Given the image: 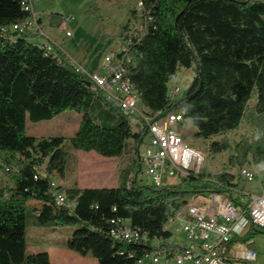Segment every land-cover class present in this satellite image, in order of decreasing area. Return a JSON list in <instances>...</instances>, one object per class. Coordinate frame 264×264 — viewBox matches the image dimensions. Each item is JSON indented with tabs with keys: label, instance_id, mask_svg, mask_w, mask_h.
I'll list each match as a JSON object with an SVG mask.
<instances>
[{
	"label": "trees",
	"instance_id": "1",
	"mask_svg": "<svg viewBox=\"0 0 264 264\" xmlns=\"http://www.w3.org/2000/svg\"><path fill=\"white\" fill-rule=\"evenodd\" d=\"M26 1L0 0V28L29 18L21 5ZM137 1L154 17L148 33L127 54L130 61L124 64L142 108L153 113H182L185 120H192L195 139L210 140L211 155L231 154L230 167L245 165L249 157L256 166L261 165L264 0ZM100 11V5L95 4L85 16H97ZM127 28L128 22L117 37L124 36ZM14 35L13 41L0 32V166L14 183L10 188L0 187V264H52L47 252L28 254L26 227L31 202L40 204L33 208L38 227H78L64 245L66 249L91 256L98 264H135L128 253L143 256L150 253V245L113 239L110 228L121 219L129 220L151 238H167L170 235L163 229L173 211L200 194L239 186L224 168L216 176L190 177L172 188L142 185L136 176L130 185L116 188H54L52 170L43 175L38 171L42 162L33 153L36 138L26 133L28 120L39 123L66 111L75 112L81 121L74 147L105 158H121L130 139L138 156L144 132L134 133L133 117L106 102L93 79L59 48L53 47L49 53L31 43L27 35ZM180 67L193 69L195 76L182 98L172 100L169 84ZM96 99L119 113L116 127H103L90 116L88 110ZM243 124L253 129V134L241 136L239 141L229 138ZM132 170L138 174L139 162ZM57 193L73 205H57ZM257 235H264V227L251 224L232 244H247L255 251L253 239Z\"/></svg>",
	"mask_w": 264,
	"mask_h": 264
},
{
	"label": "built area",
	"instance_id": "2",
	"mask_svg": "<svg viewBox=\"0 0 264 264\" xmlns=\"http://www.w3.org/2000/svg\"><path fill=\"white\" fill-rule=\"evenodd\" d=\"M21 5L29 10V18L19 27L0 28V32L13 37V41L15 33L27 35L34 32L46 37L38 24L33 1L27 0ZM72 19L66 16L60 23V29L69 38L73 36L69 29ZM153 22L150 10L143 2L137 1L125 35L116 40L114 50L103 55L101 72L92 79L94 87L100 89L112 105L133 118H139L144 132L141 142L144 144L143 153L138 150L140 166L146 167L153 186L168 188L163 186L164 176L173 181L172 187L181 186L190 177L203 176L206 156L197 148L195 141L182 135L181 126L185 121L182 113H153L139 108L140 98H133V92L121 76L122 63H127L126 55L142 42ZM40 47L49 53L53 51L49 41L40 44ZM176 98L178 93L172 88V100ZM205 179L214 181L212 177ZM256 181H259L257 185ZM238 182V187L229 186L221 193L200 194L186 206L173 211L163 229L170 235L167 238H151L147 232L133 227L125 219H121V227H111L110 232L117 233L121 238H136V244L150 245V253L143 256L128 253L129 258H135V264L256 262L257 253L250 250L247 244L232 242L242 237L251 224L264 227V162L257 167L239 168L233 184ZM53 187L57 188L54 182ZM55 202L59 206L73 205L64 194L59 193L55 195Z\"/></svg>",
	"mask_w": 264,
	"mask_h": 264
},
{
	"label": "rangeland",
	"instance_id": "3",
	"mask_svg": "<svg viewBox=\"0 0 264 264\" xmlns=\"http://www.w3.org/2000/svg\"><path fill=\"white\" fill-rule=\"evenodd\" d=\"M37 13L42 17L44 31H59L60 21L63 17H73L70 23L71 28L79 25L84 29L85 36L83 43L78 47L79 55L83 57L88 53L87 45L95 40L97 32L94 24L95 16H85L87 10L93 5H100V14L103 13L105 19V35L109 46L116 43L117 36L122 25L127 23L132 16L130 11H134L137 7V0H33ZM130 16V17H129ZM62 17V18H61ZM43 31V32H44ZM45 33V32H44ZM64 36L66 35L63 33ZM46 35V33H45ZM101 43V42H100ZM99 43V45H100ZM111 48V47H110ZM71 55V54H70ZM74 59V56H72ZM95 52L85 55V62L90 65H96ZM75 60V59H74ZM76 61V60H75ZM195 76L193 69L178 68L175 78L170 82L169 87L178 93L181 99L184 92L188 89L190 83ZM139 108H142L141 104ZM90 116L101 126L106 128H114L120 123V115L118 112L112 111L100 99H96L89 108ZM81 116L75 112L66 111L58 117L50 121H42L32 123L27 121L26 133L30 137L37 140L34 155L41 160L42 164L38 168L41 174H46L52 170L53 182L57 188L63 187L57 183L58 178L70 179L71 181L93 182L102 188H114L122 185H130L134 177L137 181L146 186L152 185L151 178L146 173V167L140 166V171L136 175L132 170L135 162H139V154L135 155L134 141L132 139L126 142L123 156L121 158H105L95 152L86 153L74 147L73 139L79 128ZM143 129V125L139 118H132V130L139 133ZM181 133L184 137H188L197 143V148L206 156V163L203 171L206 175L216 176L220 174L224 168L227 172L237 177L238 169L246 167H257L251 157L248 163L243 166L230 167L228 165L230 153L224 152L213 156L209 152L210 140H197L194 138L196 129L192 120H185L181 126ZM253 129L241 125L240 128L229 134V138L233 141H239L241 136L250 137ZM138 150L143 153L144 144H140ZM61 169L65 172L61 173ZM62 171V172H63ZM163 186L172 188V180L166 176L163 178ZM259 181H256V185ZM14 183L11 174L0 166V187H13ZM31 207L27 211V227H26V243L28 254H38L51 252L66 245L72 237L77 226H53L46 225L38 227L36 225V214L33 208L39 207L37 202H31ZM255 250L258 255L256 262L248 264H264V235L254 237ZM66 256H58L53 258L58 264H98L96 259L91 256L82 257L74 251L66 249Z\"/></svg>",
	"mask_w": 264,
	"mask_h": 264
},
{
	"label": "crops",
	"instance_id": "4",
	"mask_svg": "<svg viewBox=\"0 0 264 264\" xmlns=\"http://www.w3.org/2000/svg\"><path fill=\"white\" fill-rule=\"evenodd\" d=\"M33 5H34V3H33ZM34 10H35V13H36L37 18H38V24L40 25L41 29L43 30L42 26H44V22H43L42 17L37 13L35 5H34ZM61 21H60V23H61ZM72 21L73 20H71L70 23ZM70 23H69V29L73 33V36L70 38L67 37L66 35L64 36V34H63L64 32H62L60 27L58 29L59 31H57V32L50 30V29L48 32L43 30L46 33V37L39 36V35L35 34L34 32H30V33H27V38L31 43H33L35 45L44 44L45 41H49L53 47L59 48L68 57V59L71 61V63H73L78 69H80L81 71L88 74L91 78H94L95 76H98L101 72L100 71V62H101L103 55L109 53L110 51H112L116 48V43H114L113 46H109L110 42H107L109 40H108L107 36L105 35L106 24H105V19H104L103 13L101 12L100 16H95L94 24H95L97 35H96L95 40L91 41L90 44L87 45L89 52L84 54L83 57H81L79 55L78 47L83 43V40H84L85 36H87V34L84 31V29H82V27L79 25L75 28V31H74L71 28ZM99 43H100V45H99ZM92 52H95L96 65H94V64L90 65V64L85 62V55H89ZM70 54L72 56H74V59L76 61L74 59H72ZM64 173L65 172L63 171L62 174H64ZM59 181H61V182L59 183ZM57 183H59V185L63 186V187H72L74 185H77L79 189H94V188L103 189L102 186H98V185L94 184L93 182L77 181V180L71 181L70 179L65 178V176L61 179L58 178ZM114 188H116V187H114ZM65 251H66L65 246H63V247L59 246V248L57 250L54 249L51 252H47L49 254L51 263L52 264H58V263H55L53 258H57L58 256H60V257L66 256ZM255 252H256V250H255ZM257 260H258V255H257Z\"/></svg>",
	"mask_w": 264,
	"mask_h": 264
},
{
	"label": "bare ground",
	"instance_id": "5",
	"mask_svg": "<svg viewBox=\"0 0 264 264\" xmlns=\"http://www.w3.org/2000/svg\"><path fill=\"white\" fill-rule=\"evenodd\" d=\"M27 2V1H26ZM25 11L29 13V10H27L26 7H24ZM22 24H16V25H13L12 27L10 28H13V27H19L21 26ZM6 34V33H5ZM13 38V37H11ZM130 61V58L126 55V62L128 63ZM125 63H122V67H121V76L123 78V80L126 81V83H128V86H129V89H130V92H133V98H138V93L135 89V87L133 86V84L130 82V79L126 76V69H125V66H124ZM98 91H100V89L96 88ZM101 93V91H100ZM171 96H172V91L170 92ZM103 98L105 99L106 102H108L109 104L112 105V101H109L108 97H105V95H102ZM114 106V105H112ZM115 107V106H114ZM117 109H120L119 107H115ZM122 110V109H120ZM123 111V110H122ZM116 227H121V222H118L117 226ZM111 237L117 241H127V242H133V243H136V238H121L119 236H117V233H112L111 232Z\"/></svg>",
	"mask_w": 264,
	"mask_h": 264
}]
</instances>
